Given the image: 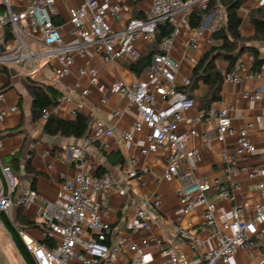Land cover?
Wrapping results in <instances>:
<instances>
[{"label": "built area", "instance_id": "built-area-1", "mask_svg": "<svg viewBox=\"0 0 264 264\" xmlns=\"http://www.w3.org/2000/svg\"><path fill=\"white\" fill-rule=\"evenodd\" d=\"M58 0H1L4 11L0 10V30L10 25L15 39L13 46L6 42L0 44V65L11 62L25 64L38 57H46L49 61H56L50 84L62 81L71 74L76 56L84 55L88 47L93 46L105 62H116L128 59L136 62L142 52L136 47L139 38H143L146 45L154 41L159 25L168 22L172 25L171 35L163 38L159 51L154 53L151 64L142 75L131 83L114 81L108 85L102 83L98 70L93 66L79 67L77 72L87 76L92 85L100 91L109 89L127 98L129 105H134L138 111V118L130 129L115 133L112 127L103 119L97 118L84 137L82 146L72 147L76 173L66 178L60 185L54 198H45L44 205L39 209L41 219V238L30 235L17 222L18 232L26 248L36 264H115L116 259L126 245L122 237L111 239L112 228L104 221V210L99 201L94 198L95 193H108L112 189L124 195L126 188L113 175L105 173L95 175L86 168L85 150L92 142H98L102 148H109L106 141L114 137L116 142L132 145L136 135L144 134L145 145L140 148L143 155L166 153L167 162L162 177L172 180L182 179L179 188V201L183 213H189L197 204L204 207L203 220L212 230L217 243L204 253V264H225L241 248H249L257 238L264 237V182L257 187L261 193V200L250 206L246 199L231 208L229 218L218 221L216 216V201L209 198L214 193L219 198L233 199V191L239 188L237 183L224 184L221 181H211L209 178L198 177L193 168L185 166L189 159L197 156L200 149L190 146V140L199 134L195 128L186 130L181 128L185 113L196 106L195 98L180 89L177 75L181 69V61L172 54V48L182 27L190 28V15L195 9L206 10L210 0H151L150 8L142 17L132 16L126 25L120 29H113L108 19L120 18L122 11H128V3L116 0H83L80 4L69 7V22L72 25L73 39L65 42L62 27L55 21L60 12L57 9ZM66 1V0H62ZM225 8L216 7L205 15L201 26L195 28L187 36L185 44L194 48L198 46L196 37L204 30L213 33L225 21ZM191 29V28H190ZM212 42L211 37L207 39ZM146 74L147 78H143ZM246 76L261 77L260 71H254L248 66L237 63L224 76V82L239 83ZM183 86L191 84L190 77H184ZM81 84L76 82L72 90L76 91ZM90 93L89 87L81 90V95ZM245 98L255 100L262 98L261 90H245ZM63 101H73L70 93H63ZM105 102V99H102ZM0 131L3 122L10 113L18 111V106L9 104L7 94L0 91ZM79 106L82 103L79 102ZM231 106L221 108L216 116V138L225 143L221 152L228 176L237 173L243 159L254 154L256 147L250 139L249 130L253 123L237 128L233 124ZM58 112V104L44 109L42 119ZM117 113V112H116ZM204 113L200 114V117ZM207 140L210 136H205ZM234 139L228 143V139ZM3 147L0 139V148ZM133 157L131 163L137 164ZM148 171L147 167L135 166L129 171L133 177ZM256 169L249 171V176L256 178ZM38 190L14 175L9 165L2 167L0 174V216L12 217L14 207H30L38 198ZM161 195L156 193L153 204L160 206ZM251 212V215H250ZM137 215L142 219L145 229L150 227L148 209L140 207ZM132 223V227H136ZM85 234V236H84ZM149 244L146 238L130 241L134 252L132 264H152V258L147 251ZM164 264H191L187 254L181 248L167 245L162 250Z\"/></svg>", "mask_w": 264, "mask_h": 264}, {"label": "crops", "instance_id": "crops-1", "mask_svg": "<svg viewBox=\"0 0 264 264\" xmlns=\"http://www.w3.org/2000/svg\"><path fill=\"white\" fill-rule=\"evenodd\" d=\"M82 1L66 0L58 3L61 10L58 9L60 14L55 16V21L64 29L66 39H73L68 9ZM116 1L128 3L130 9L122 11L120 18L110 17L108 19L113 29L124 27L132 16H144L151 5V0ZM252 1L251 6L247 8V15L240 14L243 19L240 31L245 37L254 35L256 31L250 21V10L264 6V0ZM0 5V10L3 12L4 6L1 0ZM204 19L205 16L201 25ZM190 28L194 30L197 27L190 26ZM210 37L212 39V33L207 30L198 34L196 48L186 45L185 37H176L178 41L176 42L175 39L172 54L181 61L184 71L180 72V70L178 74L179 77L182 75V80L184 77L191 78L194 65L211 46L212 42L207 41ZM2 42H6L9 46L15 44L13 34L8 38L5 28L0 30V44ZM249 43L258 46L260 55L264 58V41ZM149 46L142 37L136 42V47L142 54ZM216 63L226 72L227 62L225 60L217 59ZM238 63L252 69L251 53L244 52ZM56 64L54 60L49 61L46 57H38L25 64L11 62L7 65H0V91L6 92L9 104L14 103L18 106V111L7 116L0 131V139L3 143V147L0 148V174L2 175V167L9 165L14 175L30 184V177L26 176L25 170L28 159L31 160L34 170L38 172L35 188L39 196L36 201L28 208L16 205L12 217H7L13 224L17 222L36 238H41V219L38 211L44 205V199L54 198L61 183L76 173L75 160L69 149L82 146L84 143V137L46 134L42 130L45 120L42 118L34 120L32 117V95L28 83L50 84ZM130 64L128 59L105 62L93 46L88 47L84 55L76 56L71 74L53 84L60 90L61 95L70 93L73 96V101L59 99L58 112L54 114L73 119L77 112H83L91 120L90 129L97 118L105 120L115 133L130 129L138 118L136 107L129 105L127 98L120 93L109 89L100 91L90 83L87 76H81L77 72L79 67L93 66L98 70L100 81L106 85L114 81L131 83L139 76L132 72ZM259 71L261 72L259 78L246 76L239 83L224 82L221 99L212 102L208 109L202 108L201 105V99L208 92V86L201 82L193 91H189L188 86H183L178 82L196 100V106L185 113L181 128L186 130L195 128L199 132L190 140V146H197L200 153L189 159L185 166L193 168L194 173L200 178L207 177L211 181L219 180L224 184L237 183L239 185V188L233 191V199L219 198L214 190L209 193V198L217 204L218 221L228 219L232 206L243 202L244 199L250 206L261 200L257 184L260 181L264 182V65ZM76 82H79L81 86L74 91L72 89ZM84 87L90 88V93L86 96L81 95ZM245 90H261L262 98L255 100L245 98L243 96ZM102 99H105V102ZM79 102L82 106L78 105ZM225 106L232 107L233 124L237 128L253 123L249 135L256 147L253 155L241 161L239 171L230 173L229 176L221 157L225 143L216 138V116ZM201 113H204L202 117H200ZM32 127H34V132L30 135L28 129ZM207 134L210 136L208 140L205 137ZM233 140L229 138L227 142L230 143ZM106 141L109 144V148L106 149L102 148L98 142L88 145L85 150V161L86 168L93 174L98 175L97 171L99 174L109 173L126 188L124 195H121L117 189H112L108 193L94 194V198L100 202L104 210V221L112 228L111 239L122 237L126 240V245L115 264H132L134 252L130 247V241L142 238L148 241L147 251L152 258V264H164L162 250L169 244L183 249L191 264H204L205 251L215 245L217 240L212 235V230L204 223L203 205L197 204L189 213H183L178 194L182 179L179 177L170 181L163 179L162 174L167 162L166 153L160 150L157 153L141 154L140 148L145 145L143 133L136 135V141L132 145L117 143L114 137H108ZM13 157H18V164L11 165L10 161ZM133 157L138 161L135 165L131 163ZM133 166L138 171L139 168L147 167L148 171L133 177L128 174ZM251 169L258 170L259 174L256 178L249 176ZM156 193L161 195L160 206L153 204V197ZM142 206L148 209L150 224L148 229L142 226V219L137 215L138 209ZM18 214L22 215L23 222L19 221ZM1 216L0 238L10 244L11 259L15 264H27ZM132 223H136L137 226L132 227ZM1 264L4 262L1 261ZM225 264H264V237L257 238L249 248L239 249Z\"/></svg>", "mask_w": 264, "mask_h": 264}, {"label": "trees", "instance_id": "trees-1", "mask_svg": "<svg viewBox=\"0 0 264 264\" xmlns=\"http://www.w3.org/2000/svg\"><path fill=\"white\" fill-rule=\"evenodd\" d=\"M245 1L246 0H210L208 9H195L191 12L190 26L192 27H199L206 13L221 5L225 8L226 14L224 23L212 33L210 48L194 65L191 84L188 86L189 91H193L201 82L208 86V92L201 99L202 108L208 109L212 102L221 99L225 73L231 71L236 66L244 52L249 51L252 55V70L259 71L264 65V58L261 57L258 46L249 43L251 41H264V6H259L250 10V21L254 25L256 31L254 35L245 37L240 31L243 19L239 13V9ZM5 29L7 37H11L12 31L10 25H7ZM172 31L173 27L168 22L159 25L154 41L149 44V48L136 62L129 65L132 72L140 76L144 69L151 64L154 53L159 51V45L163 38L171 35ZM217 59H223L227 62L226 72L217 65ZM28 87L32 95L31 109L34 120H39L42 117L44 109L59 103L61 92L53 85L32 82L28 83ZM180 89L184 90L182 86ZM189 91L186 92L189 93ZM90 125V118L83 112H77L73 119H66L56 114H51L45 120L42 130L49 135L85 137L90 131ZM18 160V157H13L10 161L11 165L18 164ZM25 170L26 176L30 177L31 186L35 187L38 172L34 170L30 159L27 161ZM97 174L102 175L99 174V171H97ZM18 216L19 221L23 222L24 219L22 215L18 214ZM1 219L11 233L16 247L19 249L27 264H36L26 248L17 226L5 215L1 216Z\"/></svg>", "mask_w": 264, "mask_h": 264}, {"label": "rangeland", "instance_id": "rangeland-1", "mask_svg": "<svg viewBox=\"0 0 264 264\" xmlns=\"http://www.w3.org/2000/svg\"><path fill=\"white\" fill-rule=\"evenodd\" d=\"M61 1H62V0H58V1H57V9H59V10H61V9H60L58 3L61 2ZM252 3H253L252 0H248V1H246V2L243 3V6L240 8V14H241L242 16L247 15V12H246V11H247V8H249V7L251 6ZM61 32H62V35H63V38H64V41H65V42H68L69 40H71V38H70V39H66V38H65V32H64V29H62ZM191 33H193V30L190 29V28L187 27V26H184V27H182V31H181V34H180L179 36L187 38V36L190 35ZM177 41H178V39H176V42H177ZM194 60H195V59H194ZM185 63H186V61H185ZM180 70H181L180 72H183V71H184L182 67H181ZM181 76H182V75H180V77H179V74L177 75V82H180V83L183 82ZM143 78H147V75L144 74V75H143ZM28 130H29V132H30V135H32L33 132H34V127H32L31 129H28ZM31 132H32V133H31ZM10 248H11V247H10V244H7L3 239L0 238V264H1V261H3L4 264H15V263L13 262V260L11 259L12 256L10 255V253H11Z\"/></svg>", "mask_w": 264, "mask_h": 264}]
</instances>
